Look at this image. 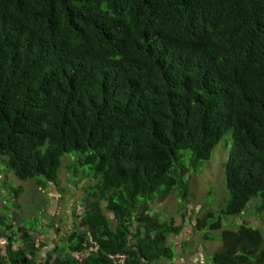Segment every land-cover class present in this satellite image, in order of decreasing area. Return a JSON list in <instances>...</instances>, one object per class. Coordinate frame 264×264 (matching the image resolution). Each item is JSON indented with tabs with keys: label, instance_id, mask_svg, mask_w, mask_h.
Here are the masks:
<instances>
[{
	"label": "trees",
	"instance_id": "1",
	"mask_svg": "<svg viewBox=\"0 0 264 264\" xmlns=\"http://www.w3.org/2000/svg\"><path fill=\"white\" fill-rule=\"evenodd\" d=\"M226 137L229 197L194 228L220 232L211 264H264L260 228L221 229L253 200L264 210V0H0V188L13 174L50 195L72 154L89 171L47 264L172 261L185 225L152 207L176 194L186 211V174ZM31 246L9 242L0 264H37Z\"/></svg>",
	"mask_w": 264,
	"mask_h": 264
},
{
	"label": "rangeland",
	"instance_id": "2",
	"mask_svg": "<svg viewBox=\"0 0 264 264\" xmlns=\"http://www.w3.org/2000/svg\"><path fill=\"white\" fill-rule=\"evenodd\" d=\"M232 141H227V137L222 139L213 149L209 160L204 161L199 170L192 174H186L189 182V197L188 204L185 207L182 205L177 195H173L162 202H156L152 207V212L155 216L159 215L161 220L168 221L174 218L177 224L185 225L184 249H180L181 256L185 258V263H189L192 258L194 262L191 264H211V256L221 247L220 232L210 231L209 240L202 239V233L195 230V215H204L207 210L220 209L229 197V193L224 186V164H226ZM185 153V151H182ZM186 157V162L188 160ZM78 158L76 154L67 155L63 158V164L59 171L58 184H52L48 192L37 186V180L23 181L17 179L13 174L7 188H0V216L6 217L11 221L20 222V227L38 228L36 232H45L42 230L45 223L48 221L57 224L58 218H61L67 226V231L74 225V220L81 216L82 207L79 202L86 197L85 185L88 182V170L78 166ZM77 174L75 176V169ZM3 171V167L0 166ZM72 174V175H71ZM0 180V184H1ZM21 187L23 192L16 200V204L10 200L12 192ZM9 201H2L8 200ZM257 200H253L244 214L240 217L227 220L223 223V230H238L240 225L253 226L260 228L264 232V210L257 211ZM3 206V207H1ZM18 206V207H17ZM186 212V218L183 215ZM227 219V218H226ZM226 219H223L226 220ZM186 221V224H185ZM61 224V223H60ZM59 230L55 231L59 240L52 245L51 240H46L50 250L58 244L66 242L67 231L65 227L58 225ZM40 228V229H39ZM50 232V231H49ZM39 234V233H38ZM47 234V233H46ZM44 235V234H43ZM172 235L169 236L172 242ZM169 243V242H168ZM190 253V257L185 255ZM202 256H199V255ZM185 255V256H184ZM199 256V257H198ZM201 260V262H199ZM171 261L169 263H173ZM161 260L159 264H164Z\"/></svg>",
	"mask_w": 264,
	"mask_h": 264
},
{
	"label": "crops",
	"instance_id": "3",
	"mask_svg": "<svg viewBox=\"0 0 264 264\" xmlns=\"http://www.w3.org/2000/svg\"><path fill=\"white\" fill-rule=\"evenodd\" d=\"M48 192V191H46ZM184 214V212H183ZM185 217V216H184ZM186 218V217H185ZM9 223H13V228H6V226H9ZM61 222H57V228L59 230L58 225L60 226H64L65 230L67 231V226L64 223ZM16 224H20V222L15 221H5L4 225L5 228L0 226V256L1 255H5V250H6V246L9 244V242H11L12 248H21V247H26L27 249H33V246H31V243H33L36 247V249L40 248L41 252H40V257L38 259L37 264H47V257H48V252L50 251L49 248V244H46V240H51L52 245L54 244V242L59 240L58 235L55 234V229L51 228V221H48L45 223V227H42V230H47L45 232H31V236H33V242H26L24 239V229H29V228H25V227H20V225H16ZM177 224V222H176ZM186 224V221H185ZM50 231V232H49ZM39 233V234H38ZM47 233V234H46ZM44 234V235H43ZM184 234H185V228L182 231V233L180 235H175V234H171L172 237V242H170V239L168 237V245L172 246L174 253H175V257L173 258L172 261H174L173 263H169L171 261L169 260H163L165 263L164 264H187L185 263V258L181 256L180 253V249H184V245H185V240H184ZM185 255L190 257V253L186 254L185 251ZM184 255V256H185ZM199 256H202L201 254ZM198 256V257H199ZM191 262H194V260L192 258L189 259V263L191 264ZM201 262V260L199 261Z\"/></svg>",
	"mask_w": 264,
	"mask_h": 264
},
{
	"label": "built area",
	"instance_id": "4",
	"mask_svg": "<svg viewBox=\"0 0 264 264\" xmlns=\"http://www.w3.org/2000/svg\"><path fill=\"white\" fill-rule=\"evenodd\" d=\"M92 244L96 245V243L91 239ZM97 249V248H95ZM110 259L113 261L114 264H127V261H129V255L126 253H116L111 254Z\"/></svg>",
	"mask_w": 264,
	"mask_h": 264
},
{
	"label": "water",
	"instance_id": "5",
	"mask_svg": "<svg viewBox=\"0 0 264 264\" xmlns=\"http://www.w3.org/2000/svg\"><path fill=\"white\" fill-rule=\"evenodd\" d=\"M142 260L145 262V264H148V261L147 260H145L144 258H142Z\"/></svg>",
	"mask_w": 264,
	"mask_h": 264
}]
</instances>
